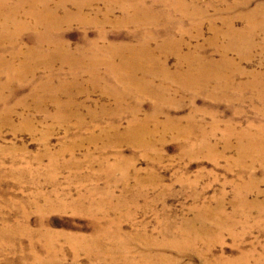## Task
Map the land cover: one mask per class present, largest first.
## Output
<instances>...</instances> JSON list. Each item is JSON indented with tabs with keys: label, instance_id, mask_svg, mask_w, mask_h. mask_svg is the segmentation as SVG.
I'll return each mask as SVG.
<instances>
[{
	"label": "rangeland",
	"instance_id": "374dc122",
	"mask_svg": "<svg viewBox=\"0 0 264 264\" xmlns=\"http://www.w3.org/2000/svg\"><path fill=\"white\" fill-rule=\"evenodd\" d=\"M88 2L78 9L49 0L50 9L62 4L49 35L72 50L102 33L103 45L118 50L141 41L132 24L100 26L107 4ZM181 4L185 9L170 13L168 25L181 24L167 31L165 16L149 39L152 77L120 67L122 76L141 80L131 90L106 67L95 82L87 73L73 82L72 69L56 58H43L51 67L45 68L39 59L48 55L47 44L39 55L28 53L37 47L31 19L19 18L24 27L13 43L1 34L0 84L6 65L39 64L0 93V264H124V251L129 264H264V140L254 150L246 144L247 133L255 137L264 126V97L255 90H264V23L251 14L264 11V0ZM156 10L168 12L165 5ZM110 20L128 22L119 11ZM229 28L251 34L258 46L251 55L226 54L228 86L214 94L212 84L193 91L164 79V67L173 75L189 63L221 62L216 48L227 37L212 39L213 29ZM234 90L244 96L237 99ZM55 95L59 111L68 109L64 117L53 106Z\"/></svg>",
	"mask_w": 264,
	"mask_h": 264
},
{
	"label": "bare ground",
	"instance_id": "6f19581e",
	"mask_svg": "<svg viewBox=\"0 0 264 264\" xmlns=\"http://www.w3.org/2000/svg\"><path fill=\"white\" fill-rule=\"evenodd\" d=\"M68 1H72L73 3H75L78 9H81V7H87L89 5L88 0H65L66 3H68ZM104 1L106 2L107 6H106L105 12L103 13V21L104 22H99L100 26H104L106 24H127V23L132 24L134 26L135 31H136L135 32V36H138V38L141 39V41L137 45L135 44L136 46H133L132 48H129L128 50H124V49L118 50V48H116L117 46L114 47L112 44L111 45H106V44L103 45V42H104L103 40L106 39V38L104 39V36H106V35H104V33H102V37L101 38L97 39L96 41L89 42L87 47H82V48H79L77 50H75V49L72 50V49L64 46L57 38L52 37L51 35H49V32L53 28H55L56 27L55 25L58 23L55 20V18L57 17L56 16V12H57L56 10L61 9L62 8V4H58L57 6L51 7V9H50L48 7L49 0H17V1H15L16 2L15 4H11L9 2V0H1V2H0V12H1V15H0V17H1L0 18V37H1V34L3 36H6V39L10 40L9 41L10 44L13 43L14 41H16L18 39L19 35L21 34V31H22L21 28L24 27V23H18V22H21L19 20V18L21 16H24V17H26L28 19H31L32 23L30 25H33V27L36 28V33L35 34H36L37 47L35 49L29 50L28 53H31L32 55L33 54L39 55L40 53H42L41 47L44 44H47L51 49L48 51V55L45 54V55H43L42 58L39 59V61L41 60L40 61L41 64L45 68L51 69V67L48 65V63L45 60H43V58H47L49 63H51V60L55 59V58L60 60L61 61L60 62L61 65H67V66H69L72 69L71 78H72L73 82L77 81L78 78L81 75L85 74V73H87L91 77V81L92 82L97 81L98 77H100L98 75L101 74L100 70H99L101 67H104V68L106 67L107 70L109 72H111L110 76L112 75V73L113 74L115 73L118 76V73L120 74V72H121V68L120 67H122V64L126 65L128 67V69H131L133 72H135L136 70H139V69H145L146 71H148V73L151 76L152 73H153V70H152L151 67H152V64L156 63V61L151 57L152 54H153V50L149 46V43H150L149 39H152V38H154L156 36V33H155L154 29L157 26L160 25L161 20L165 16H166L167 20H166V23H165L164 26L166 27L165 29L167 31H169V29H167L168 26H173L175 24H181V22H176L173 25H168L170 22H172V21L169 20L170 13L175 12L177 10L185 9V8H182L183 5L181 4L183 2V0H104ZM149 1H150V4H149L150 6H146L149 3ZM249 1H252V0H249ZM246 3H248V1ZM22 4H24V5L26 4V5H29V6L27 8L28 10L26 12L24 11L25 13L20 15L19 14L20 10L21 11L24 10L23 7H21ZM158 5H165L168 8V12L166 14H165V12H159L158 13V11L156 10ZM261 10H262V8H261ZM116 11H119L121 13V20L128 21V22H106V21H111L110 18H111V16L114 15V13ZM69 13L70 12H68V11H64V15H68ZM251 14L253 16H258L259 15L260 16V22H262V24L264 23V11L263 10L260 11L259 8H257L256 10L252 11ZM13 20H14V22H12ZM15 21H17V22H15ZM11 24L12 25L14 24V27H13L14 29L9 28V26H11ZM200 26H201V24H199V23L196 24L197 28H200ZM260 31H262L264 33V27H261ZM220 35L224 36V37H227L225 43L220 45V46H218L216 48V51L221 53L222 54L221 56L224 59H225L226 54L229 51H231V50H234V52H236V53L238 52L239 54H245L246 53L247 55H251V52L255 49V47L258 46V43L255 42V40L253 39L251 34H249V35L248 34H244V33L238 32L236 30H232L231 28H229L225 33H221L217 29H213V37H212V39H215V38H217ZM138 38H137V40H138ZM167 39L170 40L171 39L170 36L166 37V39H165L166 42H169V40H167ZM100 43H102V44H100ZM259 45H260V48L264 50V40L262 42H260ZM176 46H177V49H179L180 44L178 43V44H176ZM162 48H164V46ZM17 53H18V51L15 52V56L14 57H18V56H16ZM178 55H179V57L181 59L184 58L183 55H181V54H178ZM46 56H49V57H46ZM27 57H28V55H27ZM1 58H0V67L2 66L1 65V60H3ZM115 59L116 60L117 59L120 60V62L119 63H115L116 62ZM157 59H158V57H157ZM224 59L221 62L213 63V64L205 62V61H200V63H198L197 65H194L193 63H189L188 62L189 64H188L187 68H185L183 71H182V69L179 68L178 70H176V72L173 75L169 74L167 69H165V67H164L163 71H161V73H162L164 79H168V80L169 79H173L179 84V86H188V88L192 89L193 91H201V89L204 86H207V85L209 86V85L212 84V87H213L214 91L211 92V93L215 94L216 93L215 90L221 89V87H223V86L225 87V86L229 85L228 73L227 72H223L222 71V67L225 66V65H231V64H229L230 60L227 57L225 59L226 61ZM31 60H32V57H31ZM17 61L19 62V60H17ZM24 61H25V59H24ZM24 61H22L21 65H18L16 67L15 66H10L9 64L6 65L8 72H7V76H6L5 82L0 84V93L2 92V90L5 87H7L10 84L11 80L14 77H21L22 76V71H24V70L27 71L28 70V72L31 75L35 74L36 68H37V64H39V62H34L33 61V63L27 64V62L25 63ZM54 63H56V62H54ZM180 64H181V62H180ZM214 65H216V67ZM38 69H39V67H38ZM4 70H6V69H4ZM26 74L27 73H25V75ZM115 74H114V76H115ZM241 74H244V72L242 71ZM120 75H121V77H120L121 78L120 79L121 80V84L126 89H130L131 90L135 86L139 87L138 85H140V83H141L140 81L141 80L138 81V80L135 79V81L133 82L132 78L128 77L129 75H127V76H122L123 74H120ZM50 77L52 78L51 82L53 81L54 77H53L52 73H48L46 78H45V83L46 84H50ZM111 81H113V80L111 79ZM105 82H108V80L105 81ZM107 85H109V84H107ZM107 85H105V86L107 87ZM40 86L44 87V85H40ZM240 86H243V85H240ZM251 86L255 87L254 84H251ZM147 88H149V87H147ZM130 90H129V92H130ZM255 90L259 91V93H261L260 95L264 97V90H262L260 88H255ZM105 91H107V89ZM153 92H154V90H153ZM234 94L239 97L237 99H241L240 97L244 96V94L241 91H235ZM30 95H32V96L37 95V90H35ZM54 97L55 98H53V106H55V108L57 110L56 112L59 114V116L60 117H64L65 116V110H68V109L62 107V109L59 111V109L63 105L59 102V100L57 98L58 97L57 95H55ZM118 98H120V97H118ZM0 99H1V96H0ZM38 99H40V101H41L40 97ZM261 100H263V99H261ZM70 113H69V115H70ZM131 114H132V112H131ZM71 116H72V114H71ZM131 122H132V124H134L133 123L134 121H131ZM143 126L144 125H142V127ZM134 128H133V130H134ZM143 130H144V128H143ZM246 130H247V128H246ZM102 132L103 131H101V133ZM108 132H109V130H108ZM257 132H258V135H256L255 137H253L250 133H247L248 141H247L246 144L248 145V147L251 150H254L259 145H261V143L263 142V140H264V126H259ZM244 133H245V131H244ZM242 134H243V132H242ZM131 135H133V134H131ZM142 136H144V134ZM138 139H140V138H138ZM257 142H259V143H257ZM238 148H239V152H240V150L243 151L245 149V147L243 145H241V144H239ZM254 156H255V154H254ZM262 160H263V158H262ZM220 212H221V210H220ZM172 230H174V228ZM124 252H123V256H124L125 260L122 259V262L124 264H126L128 262H131L133 259L130 260V258L127 257ZM148 259H149V257H148ZM147 262H148V260H147ZM133 263H134V261H133Z\"/></svg>",
	"mask_w": 264,
	"mask_h": 264
}]
</instances>
